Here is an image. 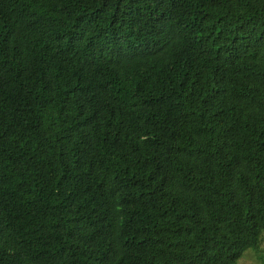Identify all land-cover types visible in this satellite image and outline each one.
I'll use <instances>...</instances> for the list:
<instances>
[{
	"label": "trees",
	"instance_id": "trees-1",
	"mask_svg": "<svg viewBox=\"0 0 264 264\" xmlns=\"http://www.w3.org/2000/svg\"><path fill=\"white\" fill-rule=\"evenodd\" d=\"M264 235V0H0V264H238Z\"/></svg>",
	"mask_w": 264,
	"mask_h": 264
},
{
	"label": "rangeland",
	"instance_id": "rangeland-1",
	"mask_svg": "<svg viewBox=\"0 0 264 264\" xmlns=\"http://www.w3.org/2000/svg\"><path fill=\"white\" fill-rule=\"evenodd\" d=\"M238 264H264V235L259 250H247L238 261Z\"/></svg>",
	"mask_w": 264,
	"mask_h": 264
}]
</instances>
